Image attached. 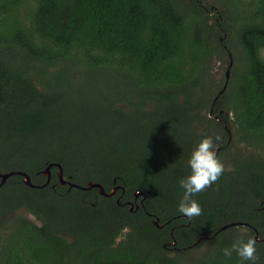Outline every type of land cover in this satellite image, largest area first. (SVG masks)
Instances as JSON below:
<instances>
[{
    "label": "trees",
    "instance_id": "1",
    "mask_svg": "<svg viewBox=\"0 0 264 264\" xmlns=\"http://www.w3.org/2000/svg\"><path fill=\"white\" fill-rule=\"evenodd\" d=\"M263 52L264 0H0V173L25 171L39 186L59 163L73 184L123 188L70 187L56 167L44 187L11 176L0 187V264H242L223 249L253 231L219 229L245 222L264 236ZM214 56L233 62L223 93L209 81ZM215 117L257 157L193 197L202 214L185 230L204 253L189 256L177 228L170 253L169 234L125 202L141 192L149 213L186 222L179 181L203 137L227 134Z\"/></svg>",
    "mask_w": 264,
    "mask_h": 264
},
{
    "label": "clouds",
    "instance_id": "2",
    "mask_svg": "<svg viewBox=\"0 0 264 264\" xmlns=\"http://www.w3.org/2000/svg\"><path fill=\"white\" fill-rule=\"evenodd\" d=\"M221 138L216 136L203 137L194 148L188 161L190 174L180 179V186L184 189L183 197L178 205V211L188 217L200 216L202 208L197 200L193 197L211 187L219 180L225 171L224 163L217 156L215 146ZM257 241L252 237L244 239L243 234L238 236L232 243L230 248L223 249V255L231 258L235 252L243 261H251L256 264Z\"/></svg>",
    "mask_w": 264,
    "mask_h": 264
},
{
    "label": "flooded vegetation",
    "instance_id": "3",
    "mask_svg": "<svg viewBox=\"0 0 264 264\" xmlns=\"http://www.w3.org/2000/svg\"><path fill=\"white\" fill-rule=\"evenodd\" d=\"M232 64H233L232 61H231V64L228 63V69L231 67ZM226 72H227V70H226ZM226 72H225V76L223 78L224 84L221 87H224V85L226 84V81H227ZM229 79H230V73H229ZM217 84L220 86V82L219 81H217ZM228 84H229V82H228ZM214 121L217 124V127L214 129L216 132H222V133L226 132L227 133V134L219 135L221 140L225 139L226 143L216 144L215 150H216L217 156L224 163L225 172H232L233 170H235V165H236V161L235 160L238 161V159H241L242 157L240 158L238 156L236 157V155H233V157L230 158L229 156H227V150L230 148V146H231L230 144L231 143H232V145H239V144L236 143L235 140L233 139V137L231 136V133H230L231 131L228 128V125L226 124V122H228L227 120H222L221 118H218V119L215 118ZM243 145H245V144H243ZM220 152L223 153L221 156H219ZM144 200H145V197H140L139 196V197L136 198L135 194H134L133 198L131 200L126 201L125 203H126L128 209L130 211L136 212V211H139L140 209H143L144 213L151 218V223L152 224H154L158 229H163L166 233L169 234V239H172V241L171 242L168 241L167 243L164 244V248L168 252L169 251L173 252L174 250H178L177 247H176L177 243H178V240L173 235V231H174L175 228H177L178 230H181L183 232V234H184L183 236L180 237L181 242H183V245L181 246V248L186 249L187 251L191 252L194 249L193 246L196 247L197 245L200 244V241L199 242H193V236L190 235L189 233H186L188 231H186L185 228L190 225V220L188 219V217L183 215V218L185 219L186 222H183V223L178 224V225L175 226V225H173L171 223L170 220L163 221L162 217L157 215L156 213H154V212L149 213L145 209ZM256 210H258L259 212L262 211V210L264 211V200L259 202V206L256 208ZM238 228H245L247 230L250 229V230L253 231V234H255V229L256 228L251 226V225H249V226L238 225ZM189 232H190V230H189ZM258 239H260L258 241L256 240L258 243H263L264 242V236L260 237L259 236V232H258ZM205 241H206V239H205Z\"/></svg>",
    "mask_w": 264,
    "mask_h": 264
},
{
    "label": "water",
    "instance_id": "4",
    "mask_svg": "<svg viewBox=\"0 0 264 264\" xmlns=\"http://www.w3.org/2000/svg\"><path fill=\"white\" fill-rule=\"evenodd\" d=\"M229 73H230V68L226 72L227 81H226V84L224 85V87L222 88V90L220 91V93H223V91L225 89H227V87H228ZM215 118L218 119V117H215ZM53 167L57 168V176H58L60 182L62 184H68L70 187L80 188L82 190H90L92 188H97V189H99V193L101 195L109 196V197L115 195L117 190H119V189L123 190V188H121V186H114L113 188L110 189L109 192H106L104 187L100 183H95V182H90V183H88L87 186H84V187L76 185V184H73V183L69 182L68 180H66L64 178L63 167L59 163H50L41 171L45 175L46 180H45V182L43 184H41L39 186H37V185H35V184H33L31 182V177H30V175L27 172H25V171H9V172H5V173H0V187L2 185H4L6 183V181L13 175H21L23 177L24 183L27 184L28 186L32 187V188L44 187V186L48 185L50 183V181H51L52 168ZM141 195L143 196V193L135 192V197L136 198L141 196ZM238 225L249 226L250 224L249 223H245V222H233V223H230V224L222 226L219 230L223 231V230H225L226 228H228L230 226H238ZM254 235H255L254 238L257 241L260 240V239H258V231L256 229H255V234ZM199 241L200 240H197V242H199Z\"/></svg>",
    "mask_w": 264,
    "mask_h": 264
},
{
    "label": "rangeland",
    "instance_id": "5",
    "mask_svg": "<svg viewBox=\"0 0 264 264\" xmlns=\"http://www.w3.org/2000/svg\"><path fill=\"white\" fill-rule=\"evenodd\" d=\"M264 55V52H263ZM206 68H207V72H208V76H209V81L216 79V81L220 82V87L224 84V76H225V72L226 70H228V63H227V58H224V56H222L221 58H217V57H213L212 60L210 62H208L206 64ZM230 148L227 150V156H229L230 158L233 157V155H236V157H242L244 159H249L251 157H257V152L255 150H253V148H250L248 146H245L243 144H239V145H232V143L230 144ZM18 214L23 215L26 218H29L33 221L37 220L35 219V217L31 214H29L28 212L25 211H20ZM38 223V222H37ZM238 231H247V229L245 228H238ZM200 246V247H199ZM197 246V249H193V251L189 252V256H200L204 253V251L206 250L208 243H204ZM199 247V248H198ZM174 252V251H173ZM172 253V252H170Z\"/></svg>",
    "mask_w": 264,
    "mask_h": 264
}]
</instances>
